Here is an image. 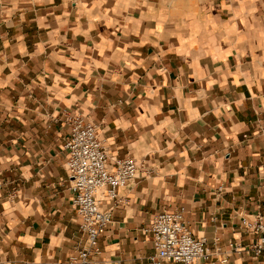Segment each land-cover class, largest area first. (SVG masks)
I'll use <instances>...</instances> for the list:
<instances>
[{"label": "crops", "instance_id": "0c3cea01", "mask_svg": "<svg viewBox=\"0 0 264 264\" xmlns=\"http://www.w3.org/2000/svg\"><path fill=\"white\" fill-rule=\"evenodd\" d=\"M74 115L140 163L85 264H148L173 210L206 240L192 264H264L240 222L264 218V0H0V264H83Z\"/></svg>", "mask_w": 264, "mask_h": 264}, {"label": "built area", "instance_id": "2783aa9c", "mask_svg": "<svg viewBox=\"0 0 264 264\" xmlns=\"http://www.w3.org/2000/svg\"><path fill=\"white\" fill-rule=\"evenodd\" d=\"M71 131L63 149L64 168L70 178L71 205L81 216L78 231L84 235L83 244L76 248L81 263L90 254L97 253V239L111 222L109 210L101 202L118 203L117 190L127 186L140 170L135 158L120 159L107 156L98 136L97 125L84 122L80 116L70 118ZM1 186V182H0ZM240 222L256 238L252 248L256 254L264 250V218L249 220L242 214ZM153 253L148 264L169 261L175 264H192L207 258L206 240L196 236L183 219L182 210L158 213L149 224Z\"/></svg>", "mask_w": 264, "mask_h": 264}, {"label": "rangeland", "instance_id": "374dc122", "mask_svg": "<svg viewBox=\"0 0 264 264\" xmlns=\"http://www.w3.org/2000/svg\"><path fill=\"white\" fill-rule=\"evenodd\" d=\"M205 0H162L163 4L172 5L175 7H179L181 9H186L190 5H193L197 2H202Z\"/></svg>", "mask_w": 264, "mask_h": 264}]
</instances>
